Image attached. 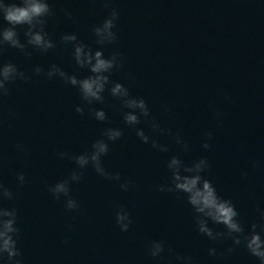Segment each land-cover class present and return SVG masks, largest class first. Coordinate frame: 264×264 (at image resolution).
<instances>
[{
  "label": "clouds",
  "instance_id": "obj_1",
  "mask_svg": "<svg viewBox=\"0 0 264 264\" xmlns=\"http://www.w3.org/2000/svg\"><path fill=\"white\" fill-rule=\"evenodd\" d=\"M104 7L110 9L107 16L90 29L99 47L92 48L81 41L75 33H64L59 42L64 47H71L72 60L78 70H86L87 75L80 76L77 72L69 73L57 64H51L47 69L36 65L29 75L11 61L0 59V107L5 97L10 95V85L17 81H29L32 76L44 79H59L66 86L75 88L81 103L75 106V112L81 116L91 115L97 122H107L108 116L103 108L94 105L105 103L104 93L118 101L123 123L133 129L140 142L148 144L160 153H170L167 144L161 143L156 135L169 136L177 146L178 151L168 156L165 167L168 173L167 182L155 186V190L173 194L176 198H183L192 212V221L196 231L212 241L230 240L231 246L222 252H217L215 247L208 249V255L223 258L230 255L241 245L248 254L255 258L258 264H264V208L257 209L259 222L253 221L247 229L240 219L235 204L230 198L221 196L207 173L211 164L206 156H200L185 162L181 153H188L190 145L177 131L173 132L161 126L151 115L147 101L140 96L131 94L128 87L119 81L113 80L114 70L124 67L123 53L113 50L108 56L104 48L114 45L118 40L116 29L119 11L112 7V0H103ZM65 16L72 17V13L65 9ZM54 15L49 0H0V57L6 49H16L26 57H31L29 49L47 54L57 47L51 35L46 31L49 19ZM23 30V40L21 32ZM231 101V97L225 96ZM165 112L170 111L163 105ZM214 119L217 127L223 126L222 113L214 109ZM147 122L151 132L156 135L146 134L140 125ZM124 131L120 127H106L101 130L99 138L95 139L88 150L74 154L68 151L58 152L59 159H67L74 163L75 168L66 178L54 183L46 184L47 191L56 201H62L64 209L68 212L80 210V202L72 195L71 186L78 184L83 177V170L89 166L95 173L107 180L117 182L121 191L127 192L136 188L135 181L131 178L123 179L119 172L108 171L103 163V157L110 150V144L120 140ZM213 132L203 134L201 147L205 151L211 148ZM17 152H23L24 146L15 145ZM252 167H257L256 162ZM247 175V173H244ZM17 185L23 187L27 183L24 172L16 175ZM15 193L0 181V264H23L22 252L18 247L21 237L18 227V212L15 207H6V201H13ZM114 219L122 233H127L133 223L130 212L123 205H114ZM222 226V229L213 227ZM71 227V226H69ZM67 244L68 241L64 240ZM148 256L153 260H164L167 253L166 264H194L193 257L183 254H173L172 249L166 246L164 240L153 239L145 244Z\"/></svg>",
  "mask_w": 264,
  "mask_h": 264
}]
</instances>
